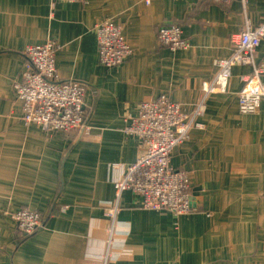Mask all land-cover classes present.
I'll return each instance as SVG.
<instances>
[{"label": "crops", "instance_id": "obj_1", "mask_svg": "<svg viewBox=\"0 0 264 264\" xmlns=\"http://www.w3.org/2000/svg\"><path fill=\"white\" fill-rule=\"evenodd\" d=\"M193 2L0 0V264H102L106 252L109 264H264V102L239 113V64L223 91L207 89L215 62L232 55L230 37L264 24V0ZM104 21L121 27L132 50L118 67L98 62L94 27ZM170 23L189 45L182 55L157 42L158 27ZM46 40L57 44L59 79L87 90L82 137L48 136L9 113L22 50ZM162 96L189 114L201 105L203 126L170 156L190 183L182 216L144 209L114 183L141 152L124 132L127 118ZM115 206L112 220L105 213ZM19 208L42 215L33 235L1 215Z\"/></svg>", "mask_w": 264, "mask_h": 264}, {"label": "built area", "instance_id": "obj_2", "mask_svg": "<svg viewBox=\"0 0 264 264\" xmlns=\"http://www.w3.org/2000/svg\"><path fill=\"white\" fill-rule=\"evenodd\" d=\"M81 3L84 0H63ZM187 9V0H182ZM226 5L232 0H211ZM244 3L245 0H242ZM148 3V1H146ZM194 5L199 0H194ZM97 58L100 66L118 67L132 56L131 47L123 36L121 27L112 21L98 23L94 27ZM156 39L161 47L174 53L186 51L188 43L183 39L180 27L175 23L158 27ZM264 42V24L252 28L249 25L229 39L232 55L229 59L215 62L217 74L209 90L223 91L231 75V68L239 64L243 69L239 76L242 87L237 95V107L241 114H254L264 102V56L257 60L256 51ZM57 44L54 40L28 45L22 50L24 64L18 80L12 85V114L21 122L40 127L52 136L58 132L76 131L86 134L84 105L87 90L83 83L62 81L55 67ZM201 105L192 114L166 97L141 102L133 115L127 118L126 135L137 137L143 151L127 167L123 175L115 180L118 195L130 191L139 197L141 207L152 211H165L176 216L189 213L188 175L184 170L170 166L172 151L189 136L192 128H201L197 122ZM65 207L61 212L67 211ZM117 206L105 215L112 220L119 212ZM1 215L12 222L24 236L33 235L43 225L42 215L37 211L19 208L4 210ZM109 235L113 225L108 227ZM108 246H110V241ZM109 249V248H108ZM109 252L104 254L102 264H109Z\"/></svg>", "mask_w": 264, "mask_h": 264}, {"label": "rangeland", "instance_id": "obj_3", "mask_svg": "<svg viewBox=\"0 0 264 264\" xmlns=\"http://www.w3.org/2000/svg\"><path fill=\"white\" fill-rule=\"evenodd\" d=\"M186 52H187V51H186ZM186 52H185V53H186ZM183 53H184V52L179 53V54L182 55ZM257 59H258V58H257ZM9 113H10L11 116L13 115V114H12V106L10 107ZM18 122H19V121H18ZM23 123H24V122H23ZM35 128H37L38 131L42 133V129H41L40 127L35 126ZM42 136L46 138V135H45V134H43ZM50 136H51V135H50ZM142 151H143V148H142V146H141V152H140V153H142Z\"/></svg>", "mask_w": 264, "mask_h": 264}, {"label": "trees", "instance_id": "obj_4", "mask_svg": "<svg viewBox=\"0 0 264 264\" xmlns=\"http://www.w3.org/2000/svg\"><path fill=\"white\" fill-rule=\"evenodd\" d=\"M58 133H59V132H58ZM65 133H69V134H71V135H74L75 137H76V136H80V137L83 136V134L80 135V133H78V132H76V131H69V132H65Z\"/></svg>", "mask_w": 264, "mask_h": 264}]
</instances>
